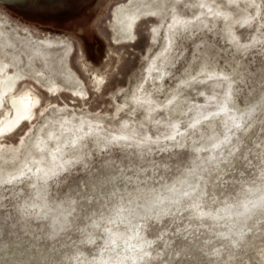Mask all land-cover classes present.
Masks as SVG:
<instances>
[{
    "label": "rangeland",
    "instance_id": "obj_1",
    "mask_svg": "<svg viewBox=\"0 0 264 264\" xmlns=\"http://www.w3.org/2000/svg\"><path fill=\"white\" fill-rule=\"evenodd\" d=\"M96 4L0 0V264H264V0Z\"/></svg>",
    "mask_w": 264,
    "mask_h": 264
},
{
    "label": "bare ground",
    "instance_id": "obj_2",
    "mask_svg": "<svg viewBox=\"0 0 264 264\" xmlns=\"http://www.w3.org/2000/svg\"><path fill=\"white\" fill-rule=\"evenodd\" d=\"M29 1V0H28ZM32 1V0H31ZM101 3H102V1H101ZM97 7V6H96ZM95 11H96V9H95ZM91 16V15H90ZM92 17V16H91ZM38 18V17H37ZM90 18V17H89ZM87 19V18H86ZM85 19V20H86ZM84 22V21H83ZM82 22V23H83ZM183 27H186V28H188V27H190V25L188 24V23H186L185 25H182ZM32 99H30V101H31ZM29 104V103H28ZM34 106V105H33ZM29 108L28 109H26V110H24V111H22V110H20V111H17V113H16V115H14V119H12L10 122H9V125H3L2 127H1V131H8V130H10V129H12L13 127H15V125L16 124H18L19 122L21 123V120L22 119H25V118H27V117H29L30 115H29ZM16 123V124H15Z\"/></svg>",
    "mask_w": 264,
    "mask_h": 264
},
{
    "label": "crops",
    "instance_id": "obj_3",
    "mask_svg": "<svg viewBox=\"0 0 264 264\" xmlns=\"http://www.w3.org/2000/svg\"><path fill=\"white\" fill-rule=\"evenodd\" d=\"M102 1V3H101ZM116 0H95L97 3L96 5L98 6V18L101 17L104 12L110 8V6L115 2ZM88 6V5H87ZM88 9V7H86ZM84 8V9H86ZM83 9V10H84ZM87 11V10H86ZM86 13V12H85Z\"/></svg>",
    "mask_w": 264,
    "mask_h": 264
},
{
    "label": "flooded vegetation",
    "instance_id": "obj_4",
    "mask_svg": "<svg viewBox=\"0 0 264 264\" xmlns=\"http://www.w3.org/2000/svg\"><path fill=\"white\" fill-rule=\"evenodd\" d=\"M25 97V96H24ZM31 99V98H30ZM30 99L28 100V102L27 101H25V102H22L23 104H22V106H27V109L29 108V111L31 110V109H33L34 107H35V101L32 99L31 101H30ZM1 101H2V98L0 97V103H1ZM29 103V104H28ZM34 105V106H33ZM28 111V112H29ZM29 117H27V118H25V119H23V121L22 122H26L27 121V119H28ZM20 123V122H19ZM18 123V124H19ZM18 124H16L15 125V127H13V129H17L19 126H18ZM12 129V130H13Z\"/></svg>",
    "mask_w": 264,
    "mask_h": 264
}]
</instances>
